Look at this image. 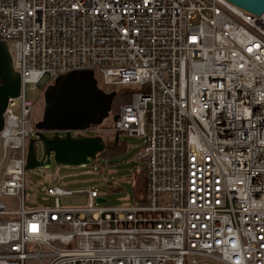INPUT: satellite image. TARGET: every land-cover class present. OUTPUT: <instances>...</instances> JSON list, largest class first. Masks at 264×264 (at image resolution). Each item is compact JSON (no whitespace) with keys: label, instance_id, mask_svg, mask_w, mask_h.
I'll use <instances>...</instances> for the list:
<instances>
[{"label":"built area","instance_id":"1","mask_svg":"<svg viewBox=\"0 0 264 264\" xmlns=\"http://www.w3.org/2000/svg\"><path fill=\"white\" fill-rule=\"evenodd\" d=\"M0 42L21 77L0 132V165L20 152L18 175L0 174V264H264V13L226 0H0ZM83 70L117 95L135 88L95 130L144 138V192L108 207L95 189L54 185L53 204L28 208L37 112L25 88L44 97ZM79 193L86 206L61 205Z\"/></svg>","mask_w":264,"mask_h":264},{"label":"water","instance_id":"2","mask_svg":"<svg viewBox=\"0 0 264 264\" xmlns=\"http://www.w3.org/2000/svg\"><path fill=\"white\" fill-rule=\"evenodd\" d=\"M226 1L254 15L264 13V0ZM20 93V74L13 68L7 44L0 42V132L9 99L18 98ZM116 97V91L106 92L99 86L94 71H74L60 76L44 92L45 107L36 124V139L28 149L26 170L47 169L53 162L62 167L93 165L106 150L107 142L101 135L83 133L102 126L112 113ZM117 119L115 116L114 121ZM76 132L79 134L75 135ZM97 201L107 202L103 197Z\"/></svg>","mask_w":264,"mask_h":264},{"label":"rangeland","instance_id":"3","mask_svg":"<svg viewBox=\"0 0 264 264\" xmlns=\"http://www.w3.org/2000/svg\"><path fill=\"white\" fill-rule=\"evenodd\" d=\"M99 86L105 91H112L114 88L104 86L101 77L97 74ZM119 94H125L129 89L135 88H117ZM26 100L35 103L36 123L41 120L45 107L43 92L40 88L28 84L25 88ZM122 94V95H123ZM114 124V115L111 113L102 124L103 128H109ZM52 134V133H50ZM87 136L100 135L98 130L87 131ZM106 142L112 139V136L101 135ZM34 137L31 134L30 139ZM119 140L126 144V151L118 156L107 155L106 158H98L93 165L85 167H62L55 162L47 169L26 170V203L28 208L42 205H51L54 199L48 197L47 188L58 186L68 191H85L95 189L100 192L107 202L108 207H119L132 205L138 199L140 189L137 187V178L141 171L146 167L145 163L136 159L140 151L144 138L128 137L121 134ZM3 151L0 149V163L3 161ZM41 148H39V157ZM20 152L9 150L7 160L0 165V174L9 171L10 177H16L20 171L19 166ZM48 199V200H47ZM88 198L86 194L79 193L73 196H66L61 199V205L67 207L86 206Z\"/></svg>","mask_w":264,"mask_h":264},{"label":"trees","instance_id":"4","mask_svg":"<svg viewBox=\"0 0 264 264\" xmlns=\"http://www.w3.org/2000/svg\"><path fill=\"white\" fill-rule=\"evenodd\" d=\"M127 94V93H126ZM125 95V94H124ZM118 94L113 102L112 114L117 115L121 106L127 104L131 101V95L128 93L127 96ZM126 151V144L121 141L113 140L107 142L106 150L98 156V158H106L107 155L118 156L123 154ZM146 185V170L145 168L139 174L137 178V187L140 189V194L144 192V188Z\"/></svg>","mask_w":264,"mask_h":264},{"label":"flooded vegetation","instance_id":"5","mask_svg":"<svg viewBox=\"0 0 264 264\" xmlns=\"http://www.w3.org/2000/svg\"><path fill=\"white\" fill-rule=\"evenodd\" d=\"M43 114H41V116H42ZM36 133H37V131L35 130V132L33 133L34 134V137L32 138V139H30L29 138V140H28V142H27V145H28V147L30 146V144H31V141L33 140V139H36ZM75 135L76 134H79L78 132H76V133H74ZM84 135H86V132L85 133H83ZM46 135H48V136H50V135H52V134H46Z\"/></svg>","mask_w":264,"mask_h":264},{"label":"crops","instance_id":"6","mask_svg":"<svg viewBox=\"0 0 264 264\" xmlns=\"http://www.w3.org/2000/svg\"><path fill=\"white\" fill-rule=\"evenodd\" d=\"M119 137H120V136H119ZM113 140H116V136H115V138L112 137V139H111L110 141H113ZM118 140H119V139H118ZM119 141H120V140H119Z\"/></svg>","mask_w":264,"mask_h":264}]
</instances>
